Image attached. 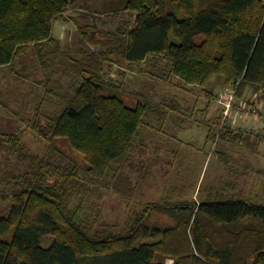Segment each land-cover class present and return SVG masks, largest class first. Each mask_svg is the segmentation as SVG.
<instances>
[{
    "label": "trees",
    "instance_id": "16d2710c",
    "mask_svg": "<svg viewBox=\"0 0 264 264\" xmlns=\"http://www.w3.org/2000/svg\"><path fill=\"white\" fill-rule=\"evenodd\" d=\"M101 1L105 11L128 12L132 25H78L80 48L71 52L52 29L76 0H0V70L34 96L15 109L0 91V107L50 142L43 154H30L20 133L0 137L2 153L28 164L20 172L0 169V264H264V203L241 195L147 205L123 231L99 226L97 212L80 203L103 188L132 196V174L139 180L147 166L143 130L176 108L128 105L107 77L110 66L159 59L208 96L214 75L239 96L247 87L264 92V0ZM86 42L103 49L88 51ZM220 122V141L251 146L261 139ZM57 137L85 162L52 144Z\"/></svg>",
    "mask_w": 264,
    "mask_h": 264
},
{
    "label": "rangeland",
    "instance_id": "374dc122",
    "mask_svg": "<svg viewBox=\"0 0 264 264\" xmlns=\"http://www.w3.org/2000/svg\"><path fill=\"white\" fill-rule=\"evenodd\" d=\"M132 21L128 12L105 11L101 0H76L65 19L54 22L52 34L62 48L73 52L80 48L78 25L114 31L128 29ZM95 35L100 37L101 33L96 31ZM83 47L95 52L103 49L100 43L91 42ZM163 65L159 59H148L134 68L122 61L109 68L108 79L128 105L151 100L154 104L163 101L164 105L176 108L168 109L160 122L151 117L152 126L143 130L148 146L144 155L147 166L139 180L132 174L136 183L132 196L123 197L103 188L81 198L80 203L88 213L97 212L95 216L101 227L123 231L147 205L198 202L210 195H241L264 203V92L247 87L239 96L233 85L225 82L224 76L214 75L207 84L211 91L208 96L199 86L185 84L170 75ZM0 91L5 102L15 109H25L34 99L27 91L19 90L6 68L0 70ZM230 91L233 96L225 113L226 105L219 98ZM220 121L249 133L252 140L256 133L261 139L254 140L251 146L220 141ZM16 132L21 134L25 150L30 154H43L50 145L0 107V137ZM51 143L79 163L85 162L83 155L72 149L66 138L57 137ZM27 165L15 154L0 151V169L20 172L26 170ZM77 199L71 203H77ZM1 206L4 212L8 208V205Z\"/></svg>",
    "mask_w": 264,
    "mask_h": 264
},
{
    "label": "built area",
    "instance_id": "2783aa9c",
    "mask_svg": "<svg viewBox=\"0 0 264 264\" xmlns=\"http://www.w3.org/2000/svg\"><path fill=\"white\" fill-rule=\"evenodd\" d=\"M232 92H226L225 94L222 95V98H225V99H222V98H219L220 101L221 100H224V103L226 105L225 107V113L229 111V108H230V101L232 100Z\"/></svg>",
    "mask_w": 264,
    "mask_h": 264
}]
</instances>
